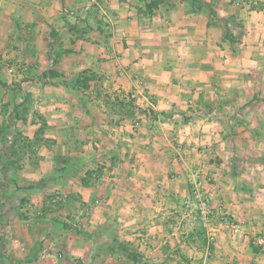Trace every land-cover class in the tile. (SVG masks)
I'll return each instance as SVG.
<instances>
[{
	"label": "rangeland",
	"instance_id": "1",
	"mask_svg": "<svg viewBox=\"0 0 264 264\" xmlns=\"http://www.w3.org/2000/svg\"><path fill=\"white\" fill-rule=\"evenodd\" d=\"M173 1L186 13L197 11L192 0ZM203 1L219 17L241 18L246 9L264 8V0ZM144 6L143 0H0V79L20 83L19 101L25 95L29 105L27 123L16 120L12 95L0 86V166L2 147L16 136L14 123L26 145L21 167H0V264H126L97 251L109 242L110 232L101 233L108 228L132 242L149 264H264V141L236 145L220 119L218 137L224 144L213 149L196 121L205 117L198 116L208 110L205 100H220L229 87L195 85L190 78L201 68L213 72L211 61L219 59L215 50L237 47L241 39L231 45L223 40L224 29L212 26L216 44L202 45L176 25L167 7L151 16L140 12ZM177 27L184 32L178 35ZM196 46L204 49H192ZM177 65L191 70L177 72L181 82L173 71L166 73ZM50 69L59 75L45 76ZM83 69L95 78L91 90L63 83ZM150 74L164 75L162 81L186 92L179 103H166V115L156 100L164 86L152 82ZM132 101L137 109L127 117ZM259 101L264 110V99ZM80 108L98 112L92 124L103 125L91 135L99 145L81 152L62 146L56 133ZM36 112L47 121V141L39 148L29 142L42 124L33 123ZM68 132L87 137L79 127ZM64 153H73L68 157L77 171L39 185L49 174L41 176L49 171L47 162ZM102 166L95 186L84 187L81 177Z\"/></svg>",
	"mask_w": 264,
	"mask_h": 264
},
{
	"label": "crops",
	"instance_id": "2",
	"mask_svg": "<svg viewBox=\"0 0 264 264\" xmlns=\"http://www.w3.org/2000/svg\"><path fill=\"white\" fill-rule=\"evenodd\" d=\"M209 1V0H207ZM4 1V5H5ZM223 3V2H222ZM224 4V3H223ZM264 6V4H263ZM7 7V6H4ZM194 8L197 11H192L190 13L185 12V7L183 6H176L173 9H170V17L175 20L176 25L178 26L180 24L181 26H184L186 30H190L192 32V38L196 42L201 43L202 45L207 44H216L215 35L211 36V27H208V13H203V10H200L194 6ZM171 10H174L173 12ZM247 11L242 14L241 18H239L238 14L236 16L243 24V34L241 37V43L237 47H231L226 48L222 50L220 48V51L215 50L216 54H214V57H217L219 59L214 58L213 62L211 61L212 65V71L213 72H206L204 69L196 70L192 72L189 70L186 66L183 67L182 65L174 66V68H169V72H166L167 74H171L172 71L175 73L174 80L175 81H183V79L176 75L181 72H190V78H192L191 82H194L195 85L201 84V83H210L212 85H220L223 86L224 89L229 87L228 90L221 91L222 95L219 96L220 100H205V103L203 102L204 99L201 98L199 95L196 99L197 104H199V108L209 105L208 110L204 113H195L198 114V116H202L204 118H198L196 121V126H198V131H207V134L209 136L207 137L209 141L212 140L213 143V149H217L219 146H223L224 140L223 137H218L219 133L222 132L223 128H221L219 122L220 119H223L224 124V133H227V138L231 139L232 143L238 144L237 141H246L250 144L256 143L257 140H263L264 141V123H259L262 116H264V110L261 109L259 104L257 102H260V104H263L259 101L264 99V8L260 10L256 9H246ZM178 29V27H177ZM179 32L178 35H180L181 32H184L182 29L176 30V33ZM208 33V34H207ZM185 38V37H183ZM219 39V38H218ZM206 42V43H204ZM226 42V41H225ZM220 43V40H219ZM130 47L124 49L129 50ZM194 50H202L204 48H200L199 46H196L192 48ZM230 49V50H229ZM204 55V52L203 54ZM217 55V56H216ZM169 66V65H168ZM220 66V67H219ZM143 69H150L151 67H142ZM188 69V70H187ZM219 70H222V72H218ZM178 72V73H177ZM216 75L215 76H213ZM152 76V82H154L156 85L160 84L163 85L164 88H161V98H158V107L162 109L165 113L168 112L167 108L169 107L168 104H166L168 101L174 102H180L181 100H184L182 98L183 93H186L182 88L177 86L174 83L168 84L165 81H162V79L165 77L161 74H150ZM210 76V77H209ZM209 77V78H208ZM213 80V81H212ZM214 83V84H213ZM178 87V88H176ZM150 88H152V85H150ZM217 89V86L214 87V92ZM178 89V95L172 94V91ZM227 95H226V94ZM232 93V94H231ZM134 96V95H132ZM216 94L214 96L217 97ZM209 101V102H206ZM220 101V102H219ZM227 103V106H232V111H227L220 108H227L225 104H223V107L220 106L221 102ZM219 102V107L213 109L216 105V103ZM201 103H204L203 105ZM235 103H240V106L243 105L245 107L239 108L240 106H234ZM247 103V104H246ZM202 105V106H201ZM264 108V106L262 107ZM229 109V108H228ZM107 112V111H105ZM101 115L106 116L102 112H100ZM48 115V114H47ZM77 118L73 122H69L68 125L64 124L62 126V130L56 131L57 136L61 135V139L63 141L62 146H67V148L74 150L75 148H79L80 152L81 150H87L92 146L94 143L95 145H99L98 142L91 137V135L94 133L102 132L103 131V125L97 124L93 125L95 117H97L98 112H95L91 108H80L78 110ZM49 116V115H48ZM52 117L55 118L54 115ZM60 120V116H57ZM247 119L248 121H246ZM205 120H207V124H204ZM218 120V121H216ZM227 120V121H226ZM64 122H66V119L64 118ZM222 123V122H221ZM231 123V124H230ZM234 123H238L234 125ZM240 123V124H239ZM100 125V126H98ZM79 127L80 131H83L87 134L86 138L73 135L72 133L68 132L70 131L71 127ZM207 127V129H205ZM101 130V131H98ZM73 135V136H72ZM57 136H54L55 139H57V145L59 144ZM99 137V135H98ZM91 138V140H90ZM79 141V142H77ZM77 142V145L75 143ZM59 146V145H58ZM79 152V153H80ZM81 154V153H80ZM63 155L66 156H73V153H64ZM86 153L82 154V156L85 157ZM54 162L55 160H50V168L49 171L44 172L41 176L51 173L54 169ZM264 164V163H263ZM159 209V208H156Z\"/></svg>",
	"mask_w": 264,
	"mask_h": 264
},
{
	"label": "trees",
	"instance_id": "3",
	"mask_svg": "<svg viewBox=\"0 0 264 264\" xmlns=\"http://www.w3.org/2000/svg\"><path fill=\"white\" fill-rule=\"evenodd\" d=\"M145 2V6L143 10L140 12L145 15H151L153 16L155 11L159 9L162 6H165L168 8V10L172 9L175 6V3L173 0H143ZM194 3V6H196L199 10H206L209 13V21H208V27L210 26H216V27H222L224 29V36L223 40L229 41L231 45H235L242 37L243 34V24L238 19V17L235 14H230L228 16H217L215 10L211 7V4L205 3L203 0H192ZM236 31V33H235ZM57 37L55 29H52L51 32V39L54 41ZM53 63L57 64L58 59L53 58ZM91 71L89 69H83L78 74V76L72 80V81H63L66 85L77 88L83 91H89L92 88V82L94 81V76L90 75ZM49 74V75H48ZM59 73L53 69H50L48 73H45V76H51L56 77ZM0 86L8 90L12 95V111L14 113V116L16 120H22L23 123H27L28 120V113L29 109L25 95L22 96L21 100L19 101V95L20 93H23V91H19L21 89V84L18 83L14 86L9 85L4 80L0 79ZM18 88V89H17ZM120 104L123 106L122 102L120 101ZM129 108L128 111L125 112L126 116H132L135 114L137 106L134 104V102H130L128 104ZM162 115H166L164 111L161 112ZM38 117V119L36 118ZM157 118V116H154ZM42 121L41 126L36 130L34 140L29 141L32 145H35L36 148H39L40 145H42L43 142H46V139H43L44 131L47 126V121L39 113H35L33 123H37ZM10 125V124H9ZM14 133H16L14 136V139L11 141V143L6 144L2 147L4 150V154L2 155L1 159L3 163H1V166L3 169H13L14 171L18 169L20 166V159L24 153H25V144H21L20 142V136L18 134L20 133L19 127L17 123H14ZM12 126V124H11ZM26 140V138H24ZM6 153V154H5ZM115 160V158L113 159ZM74 159L68 156H57L54 162V169L53 172L49 173L47 176L43 177L39 181V185H48L51 182H54L55 180H59L63 177H65L66 173L69 172H76V164L73 162ZM104 166L100 167L98 170H87L86 175L81 177V183L84 187H91L95 186V184L99 181L98 178H94L95 174H97V177L99 176V172L102 171ZM15 180V179H14ZM7 183V181H5ZM23 200V199H22ZM17 201H14V205H16ZM110 232V239L109 242L105 245L98 246L97 251L99 253H105L110 256H119L124 259V262L126 264H149L144 259V254L130 241L127 240H121L119 236L117 235L116 231L113 228H108L106 230H103V233Z\"/></svg>",
	"mask_w": 264,
	"mask_h": 264
}]
</instances>
